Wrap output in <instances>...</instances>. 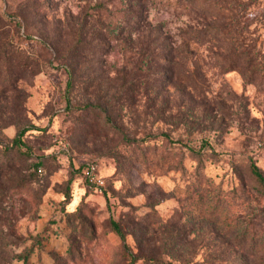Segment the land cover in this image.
<instances>
[{
	"label": "rangeland",
	"instance_id": "rangeland-1",
	"mask_svg": "<svg viewBox=\"0 0 264 264\" xmlns=\"http://www.w3.org/2000/svg\"><path fill=\"white\" fill-rule=\"evenodd\" d=\"M0 264H264V0H0Z\"/></svg>",
	"mask_w": 264,
	"mask_h": 264
},
{
	"label": "built area",
	"instance_id": "built-area-1",
	"mask_svg": "<svg viewBox=\"0 0 264 264\" xmlns=\"http://www.w3.org/2000/svg\"><path fill=\"white\" fill-rule=\"evenodd\" d=\"M98 166L94 161H89L84 164L81 171L86 179L87 185L99 193H102L104 182L102 176L97 173Z\"/></svg>",
	"mask_w": 264,
	"mask_h": 264
},
{
	"label": "trees",
	"instance_id": "trees-1",
	"mask_svg": "<svg viewBox=\"0 0 264 264\" xmlns=\"http://www.w3.org/2000/svg\"><path fill=\"white\" fill-rule=\"evenodd\" d=\"M133 1V0H132ZM135 1H137V0H135ZM150 41H152V40H150ZM148 45H149V43H148ZM160 47H162V48H164L165 49V54L166 55H173V53L174 54H176V53H178L179 55L180 54H182L181 52H183L184 51V53H185V51L187 52V50H188V47H187V43L185 42V43H183V44H176V43H174L173 41H170V43L168 42V43H163ZM189 51V50H188ZM152 55L153 54H148L147 55V57H148V60H147V62L148 61H150V59H151V57H152ZM152 65H149V64H147V71H151V67ZM148 74H149V72H147ZM251 171L258 177V178H263L262 177V174L260 173V171H259V169H258V167L254 164V163H252L251 164ZM115 228L117 229L118 227L117 226H115Z\"/></svg>",
	"mask_w": 264,
	"mask_h": 264
}]
</instances>
